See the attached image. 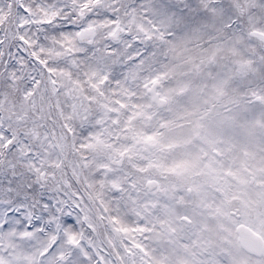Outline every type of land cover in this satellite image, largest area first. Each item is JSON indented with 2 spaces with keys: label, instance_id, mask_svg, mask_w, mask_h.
I'll return each mask as SVG.
<instances>
[{
  "label": "rangeland",
  "instance_id": "obj_1",
  "mask_svg": "<svg viewBox=\"0 0 264 264\" xmlns=\"http://www.w3.org/2000/svg\"><path fill=\"white\" fill-rule=\"evenodd\" d=\"M109 1L0 0V191L32 173L45 196L33 214L0 199V264H264L236 232L264 243V1L254 18L252 1L222 0L263 33L255 47L209 32L212 54L193 60L168 24L124 20ZM187 215L203 237L174 232Z\"/></svg>",
  "mask_w": 264,
  "mask_h": 264
},
{
  "label": "trees",
  "instance_id": "obj_2",
  "mask_svg": "<svg viewBox=\"0 0 264 264\" xmlns=\"http://www.w3.org/2000/svg\"><path fill=\"white\" fill-rule=\"evenodd\" d=\"M38 1H41V0H30L29 4L31 5V3L33 4ZM84 1L87 2V0H84ZM92 1H95L97 3L99 0H92ZM200 1H207L208 7H210V9L211 8L218 9L220 16L217 17L218 15L211 14L210 9L207 11L201 9ZM250 1L252 2H250L249 5L251 7V10L254 11L253 13L254 18H256V16H258L261 10L260 6H262V2L264 0H250ZM88 2H90V0H88ZM257 2L260 5H258ZM104 4H105L106 9H111L116 14L117 13L124 14V20L127 19L128 17L127 14L131 12L137 21L139 20V18H141L143 22L146 21V24H147L146 28L149 27V28L154 29L158 25L168 24L169 25L168 28H171L170 29L171 32L169 33V31H167L164 34L165 36H163L164 39H168L171 42L170 43L168 41L170 46H172L174 49L183 43L185 47V55L186 54L189 55L188 60H193L194 58L193 50H196V49L204 50L206 52L209 51V53L212 54L210 49H211V46L214 45V43H212V40H210V37L209 39H207L208 38L207 35L209 34V32H213L215 41H217L220 36L222 41L224 39H227L229 41L228 46H230V42H231L230 35L234 36L233 27L243 25V22H241L242 12H238L237 16L235 14L231 15L232 11H234L233 5L231 6L230 3H224L222 0H110L107 4L105 2ZM257 8H259V11ZM247 12H248V9H247ZM189 13L192 15V17H189ZM101 14H102L101 15L102 17L105 14V12H102ZM108 16L109 18H113L115 15H108ZM227 16H231V17L226 19ZM194 26L195 28H193ZM251 26L254 27L253 22ZM220 27H222V32L219 31ZM168 28L166 30H169ZM203 28L205 29V33L203 35L204 37L191 39L193 38L192 36L194 35L202 34ZM195 29H199V31L196 34H193L192 32H194ZM217 29L218 31L216 32ZM170 34H174V37ZM165 47L166 46L161 47L159 55H157L158 51L154 54L156 56L155 57L156 60L166 62L168 58V53H166V50H165V53H163V49ZM224 49H226V47H224L223 50ZM149 50L150 48L147 50L145 49L143 54H140L138 55V57H136V60H139L140 58L143 59L144 56H148L147 52H149ZM153 51H156V48H154ZM214 54L216 56H219L220 54H223V52L216 49L214 51ZM126 56H129V55H126ZM41 70L44 71L43 69ZM158 72L160 73L161 71H158ZM42 74H44V72H42ZM155 74H156V71L151 73L153 77L155 76ZM114 80L118 81L116 77H112L111 79H108L107 82L114 81ZM259 81L260 83H264V75L261 77ZM4 171L7 173V170H4ZM13 176L15 177V179H18V180H14L12 182L17 183L18 185H16V187L11 186L12 183H10V185H8L9 187L7 188V190L0 191V199L10 201V203H14L17 206H20L23 203H25L26 207H29L31 213L33 214L34 210L37 209L39 206L38 204L39 201L36 202L37 198L40 197L43 200L45 196L39 194L40 192L37 187L38 184L32 181L33 180L32 173H17ZM24 184H25V188L23 187ZM75 186L78 189L80 188V185H78L77 183H75ZM50 207L52 206L50 205ZM1 211L2 209L0 207V212ZM48 216L49 214L43 215L44 221H47L45 219H47ZM187 219H188L187 221L176 219L173 225L174 232L180 233V231H182V234L189 233L195 239L197 237H200V238L203 237V235L200 234L203 229L202 225L199 222L195 221V218H192L191 215L189 216L187 215ZM117 221L120 224V220L118 218H117ZM117 221L115 222L117 223ZM62 223H67V221H63ZM5 224L6 223L3 224V227L1 226L2 232L8 231L11 228L10 225L7 226ZM44 226L46 225L44 224ZM30 227L31 226H26L25 221H23L21 223V227H19L20 230L18 231V233H21ZM47 233L48 231L44 230V231H41V233L39 232L38 234L47 235ZM69 235L73 237V234H69ZM196 242L201 243L202 241H200V239H197ZM40 243L42 244V240L40 241ZM45 247L46 245L43 246L42 248H45ZM51 247L52 246H49V248L47 249L49 250ZM179 257L182 258L181 256ZM225 263L228 264L227 262Z\"/></svg>",
  "mask_w": 264,
  "mask_h": 264
},
{
  "label": "water",
  "instance_id": "obj_3",
  "mask_svg": "<svg viewBox=\"0 0 264 264\" xmlns=\"http://www.w3.org/2000/svg\"><path fill=\"white\" fill-rule=\"evenodd\" d=\"M121 31L122 28L117 22L113 30L108 34V36L111 40H116ZM90 33L91 31L89 29H80L79 32L76 34V39L78 41H81L85 37H88ZM236 231L238 234V241L242 247L256 254H261L264 252V243L261 237L257 233L252 231L251 228L244 225H239L237 226Z\"/></svg>",
  "mask_w": 264,
  "mask_h": 264
},
{
  "label": "flooded vegetation",
  "instance_id": "obj_4",
  "mask_svg": "<svg viewBox=\"0 0 264 264\" xmlns=\"http://www.w3.org/2000/svg\"><path fill=\"white\" fill-rule=\"evenodd\" d=\"M240 31V30H239ZM238 30L237 31H234V33L236 34H241V32L242 31H240L239 32ZM250 36L251 35H253L254 37H257V38H262L263 37V33L262 32H260L259 31V29L257 28V30L256 29H253V30H251L250 32ZM248 38H246V37H243V38H241V39H238L239 40V43H240V45L241 44H244V45H246V46H252V47H255V44H252V41H254L253 39H249V40H247ZM250 41V42H249ZM262 41V40H261Z\"/></svg>",
  "mask_w": 264,
  "mask_h": 264
}]
</instances>
